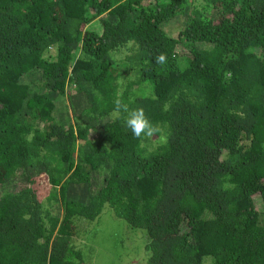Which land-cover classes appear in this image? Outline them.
I'll use <instances>...</instances> for the list:
<instances>
[{
  "label": "trees",
  "instance_id": "1",
  "mask_svg": "<svg viewBox=\"0 0 264 264\" xmlns=\"http://www.w3.org/2000/svg\"><path fill=\"white\" fill-rule=\"evenodd\" d=\"M107 207L144 264H264V0H0V264Z\"/></svg>",
  "mask_w": 264,
  "mask_h": 264
},
{
  "label": "rangeland",
  "instance_id": "2",
  "mask_svg": "<svg viewBox=\"0 0 264 264\" xmlns=\"http://www.w3.org/2000/svg\"><path fill=\"white\" fill-rule=\"evenodd\" d=\"M80 220L84 222L76 243L86 264H144L140 246L132 247L133 243H138L136 234L129 227L127 231L124 221L109 207L94 220L78 218L77 221Z\"/></svg>",
  "mask_w": 264,
  "mask_h": 264
},
{
  "label": "clouds",
  "instance_id": "3",
  "mask_svg": "<svg viewBox=\"0 0 264 264\" xmlns=\"http://www.w3.org/2000/svg\"><path fill=\"white\" fill-rule=\"evenodd\" d=\"M155 63L165 65L167 63L166 54H158L155 57ZM115 111L118 115L121 113L126 114L123 117L125 126L137 139L142 136L151 138L161 131L158 125L148 119L143 108L130 109L128 104L123 103L121 99H117L115 101Z\"/></svg>",
  "mask_w": 264,
  "mask_h": 264
}]
</instances>
